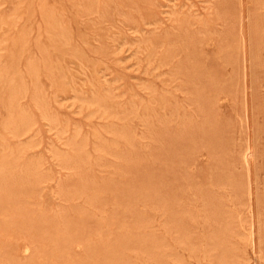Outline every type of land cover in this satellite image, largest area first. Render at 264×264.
I'll return each mask as SVG.
<instances>
[{"label": "rangeland", "instance_id": "obj_1", "mask_svg": "<svg viewBox=\"0 0 264 264\" xmlns=\"http://www.w3.org/2000/svg\"><path fill=\"white\" fill-rule=\"evenodd\" d=\"M219 252L264 264V0H0V264Z\"/></svg>", "mask_w": 264, "mask_h": 264}, {"label": "bare ground", "instance_id": "obj_2", "mask_svg": "<svg viewBox=\"0 0 264 264\" xmlns=\"http://www.w3.org/2000/svg\"><path fill=\"white\" fill-rule=\"evenodd\" d=\"M198 56V55H197ZM11 126V125H10ZM9 133V132H8ZM17 137V136H16ZM235 142V141H234ZM249 148V147H248ZM248 148H246V150H245V153H244V156H243V159L246 161V159H247V156L249 155V149ZM256 160V159H255ZM6 166H7V164H6ZM251 193H250V191H249V189L246 191V196L248 197V199H250V195ZM245 197V196H244ZM222 218V217H221ZM251 225H252V223H251ZM250 228V227H249ZM252 229V228H251ZM251 231V230H250ZM249 231V232H250ZM259 239V238H258ZM250 240V239H249ZM212 243V242H211ZM217 245V244H216ZM223 245V244H222ZM215 246V245H214ZM225 246V245H224ZM225 248H226V246H225ZM147 250V249H146ZM181 250V249H180ZM210 250V249H209ZM222 250V249H221ZM228 250V249H227ZM226 250V251H227ZM222 251H224V250H222ZM215 253V252H214ZM217 253V252H216ZM116 254H117V252H116ZM223 254H225V253H223ZM223 254H221L220 252L217 254V256L219 255V257H217V262H219V263H225L226 261H224L225 259H224V256H223ZM207 255V254H206ZM142 256V255H141ZM213 256V255H212ZM226 256V255H225ZM122 257V256H121ZM151 259V258H150ZM174 260V259H173ZM230 261V260H229ZM233 261V260H232ZM228 262V261H227ZM112 263V262H111ZM235 263V262H234ZM233 264V263H232Z\"/></svg>", "mask_w": 264, "mask_h": 264}]
</instances>
